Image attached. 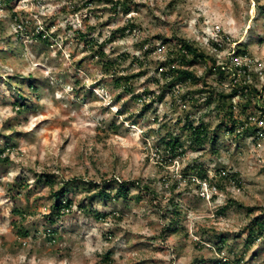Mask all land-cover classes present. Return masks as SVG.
Wrapping results in <instances>:
<instances>
[{
    "label": "rangeland",
    "instance_id": "1",
    "mask_svg": "<svg viewBox=\"0 0 264 264\" xmlns=\"http://www.w3.org/2000/svg\"><path fill=\"white\" fill-rule=\"evenodd\" d=\"M116 1L0 0V146L10 159L0 162V264H264V235L247 241L250 220L264 219V124L256 119H264V0ZM179 37L204 48L225 74L194 63L196 84L165 86L161 97L172 82L160 64ZM239 83L258 95L231 98L234 118L248 126L229 132V114L208 95ZM187 120L211 130L221 124L216 142L193 147ZM170 134L184 143L173 158L157 150ZM193 165L213 179L221 169L238 177L226 190L209 179L198 186L182 176ZM42 174L54 176L56 189L80 184L60 217L46 183L16 198L8 190ZM120 179L131 185L130 200L90 198L94 183L107 180L111 189ZM230 198L254 212H220ZM18 206L29 211L23 238L12 223ZM218 236L227 240L221 250Z\"/></svg>",
    "mask_w": 264,
    "mask_h": 264
},
{
    "label": "trees",
    "instance_id": "2",
    "mask_svg": "<svg viewBox=\"0 0 264 264\" xmlns=\"http://www.w3.org/2000/svg\"><path fill=\"white\" fill-rule=\"evenodd\" d=\"M5 3H7V6H10L11 0H4ZM123 1H116L115 6L118 4H122ZM117 8V7H115ZM15 16V19H17L16 14H13ZM38 38L46 41V36L42 31H39ZM82 37L85 38L84 35ZM102 54H104L102 52ZM194 63H197L199 65H202L206 68L207 71L218 75L219 77H223L225 74V67L222 65H218L216 62V59L214 57L210 56L204 48L198 46L194 41H191L189 39L179 37L177 39V42L169 49L167 50V59L165 62L161 63V69L162 75L164 78H167L170 76L171 78L169 81H171V85H164L161 87L159 94L161 97L165 94V86H175L177 83L181 82H189L190 84H196L197 80L199 79L197 77L195 69H192V66ZM206 71V72H207ZM127 79L132 78V76L126 77ZM119 82V81H117ZM121 82V81H120ZM208 84L207 81L204 82V86ZM32 88H36L34 84L31 85ZM248 88L247 86H244L242 83H239L237 86L234 85L230 93H226L225 91H212L208 95V103H211L214 98L217 109L218 110H225L232 121L231 126L229 127V132L233 131L236 127H242L247 128L246 120H241L239 118H234V105L231 101V98L237 95L239 92L245 93L244 89ZM199 91L205 93L208 92L204 90L203 88L199 89ZM149 92V91H148ZM258 95V90L255 88H252L248 91V93L244 94L246 97H248V102H251L252 96ZM215 95V96H214ZM214 97V98H213ZM24 104H21L19 108L23 107ZM247 109L248 106H245ZM221 128V124L218 125L217 129L211 130L208 124H205L201 122L200 124H196L192 121L187 120L184 126V129L186 130L187 139L190 142V144L193 147H203L206 143H215L218 138V131ZM163 145H161L160 148L157 150L161 151V148L165 149V152L169 154L170 158L175 157L178 154L184 153V143L180 139L179 136L169 135L163 137ZM8 149L7 146H0V162L6 164L9 162V155L6 154V150ZM215 179L210 178L209 174L207 173V170L203 169L201 165H193L192 167L187 166L184 169V175H182L184 178H189V181H194L198 186L201 185L200 182L203 180H210L211 186L215 187V190H226V183L237 180V173H228L226 170H216ZM117 182V184L113 188H109L106 183L107 180H104L105 184L99 185L101 183H94L96 184L94 188V193L92 194V197L97 196L101 200H130L133 196V191L131 188V185L128 180H122ZM200 180V181H197ZM76 181V180H75ZM73 182V179L67 183H63V186L56 189V181L52 174H47L44 176L43 174L36 179L35 183L33 185H30L25 179L15 180L14 182L9 184L8 190L14 192L13 194L14 198L25 194H29L32 192L33 189L38 188L41 185V182H44L47 184L50 193H51V199L53 200V209L55 211V214H57L59 217L64 214L63 209H71L73 206V200L69 199L67 197V193L70 189L75 190L77 187H80V184L77 182ZM95 182V181H94ZM193 182V181H192ZM198 182V183H197ZM194 183V182H193ZM177 184V183H176ZM140 185V183H139ZM146 189L148 190V193H153L154 190L151 188L150 185L146 186ZM90 191V189H87ZM25 191V192H24ZM139 196V197H138ZM136 196L137 198H140V194ZM174 202V201H172ZM230 206H241L246 209L248 214H252L254 212V208L245 206L244 204L240 203L239 201L230 198L225 206L220 208V212H224L226 208ZM84 210H89L85 206L83 208ZM15 214L17 215V218L12 220L13 226L15 228L16 233L19 235L18 237L23 238L30 235L31 231L28 225H25L24 222L27 218V213L29 212L27 209H23L22 207L18 206L13 209ZM28 211V212H27ZM95 218L100 219L105 217L104 214L100 213L99 211H90ZM179 209L176 206V208L172 211V220L169 224L170 230H177V227L175 226L176 222H179L177 220V216L179 213ZM54 218V216H53ZM173 227V229H172ZM248 230V236L247 241L252 243L256 239L260 238L264 235V219H261L259 216H255L250 220V223L247 225ZM46 232H48V235H46L47 239L51 241H55V229H49ZM227 242L225 236H218V245L219 249L221 250V247ZM20 244V242H19ZM222 245V246H221ZM107 257V256H106ZM199 262H205L204 259H199ZM214 262L221 263V260H214ZM229 261H226L221 264H229Z\"/></svg>",
    "mask_w": 264,
    "mask_h": 264
},
{
    "label": "built area",
    "instance_id": "3",
    "mask_svg": "<svg viewBox=\"0 0 264 264\" xmlns=\"http://www.w3.org/2000/svg\"><path fill=\"white\" fill-rule=\"evenodd\" d=\"M235 60H236V63L237 64H242L241 62H240V57H235ZM255 117H253V116H251L250 117V119H254ZM256 119H258V121L260 122V124H264V119H261L260 117H257Z\"/></svg>",
    "mask_w": 264,
    "mask_h": 264
}]
</instances>
